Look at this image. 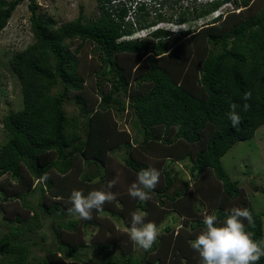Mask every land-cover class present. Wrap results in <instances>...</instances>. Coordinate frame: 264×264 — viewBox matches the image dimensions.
I'll use <instances>...</instances> for the list:
<instances>
[{"label":"trees","instance_id":"16d2710c","mask_svg":"<svg viewBox=\"0 0 264 264\" xmlns=\"http://www.w3.org/2000/svg\"><path fill=\"white\" fill-rule=\"evenodd\" d=\"M26 1L33 43L10 61L21 84L24 107L3 120L8 140L0 150V179L10 175L22 186L15 199L34 215L23 218L19 213L14 219L4 218L6 225L12 226L0 236V264H35L30 260L31 247L37 245L34 236L41 226V213L52 219L58 247L46 250L39 264H67V260L72 264H199V254L190 247V241L204 228L203 220L195 219L200 213L192 204L199 201L195 194L202 199L200 205H206L209 214L217 215L220 221L232 207L248 209L254 225L244 220L246 230L253 239H264V215L255 212L222 160L234 145L253 139L264 126V9L254 15L246 9L244 19L236 17L233 26L224 23L227 15L199 31L176 35L172 29H161L154 34L157 38L120 41L132 35L134 28L130 24L123 28L127 11L123 8L117 13L113 6L108 7L112 0H99L101 17L97 21L87 22L80 14L61 25L40 11L39 0H1L0 37L17 7ZM248 2L234 0L236 7ZM222 5L215 2L194 14L183 13L176 23L188 22L190 15L202 19ZM145 10L142 7L139 14L141 28H150L154 23L147 20ZM167 32L172 34L169 40L164 38ZM76 41L80 43L74 48ZM87 43L103 57L98 78L100 75L112 87L103 94L98 83L101 101L96 107L79 95L87 86L80 71V55ZM123 55H129L130 62L123 59L121 67ZM246 92L252 94L247 101L243 99ZM128 94L140 140L132 141L128 132L123 134L125 139L116 138L110 112L118 106L125 110ZM66 101L81 107L85 126L77 117L67 116ZM233 103L240 106L236 109L241 117L237 127L227 116ZM245 103L250 105L247 111ZM118 144L127 149V156L117 164L123 171L122 182L110 164ZM181 163L190 166L189 174L195 180L192 184L181 176L183 172L177 168ZM149 167L159 171V184L146 190L151 198L141 202L129 196L128 188L136 182L137 174ZM25 170L30 176L27 181ZM177 178L182 186L177 185ZM112 180H117L110 189L117 194L114 201L94 210L96 216L91 220L69 219L67 208L71 204L61 197L69 200L74 189L85 195L92 190H109ZM35 193L42 197L36 207L29 201ZM48 195L49 200H45ZM8 198L6 194L4 201ZM134 211L147 213L145 222L157 226L175 211L190 221L189 228L176 233L167 226L165 235L157 238L150 250H133L132 243L128 247L121 236L113 235L116 227L103 225L100 218L107 213L112 219H122L130 229ZM82 221L84 229L98 227L97 243L89 245L80 239L77 231ZM88 250L95 251L99 259H89ZM257 264H264V257Z\"/></svg>","mask_w":264,"mask_h":264},{"label":"rangeland","instance_id":"374dc122","mask_svg":"<svg viewBox=\"0 0 264 264\" xmlns=\"http://www.w3.org/2000/svg\"><path fill=\"white\" fill-rule=\"evenodd\" d=\"M6 1L9 2L12 0ZM28 5L29 2L26 1L17 7L7 27L2 32V35L0 37V150L1 147L8 140V136L3 127V120L5 116L18 112L24 107L21 84L11 68L10 61L14 54L25 50L30 44L33 43V34L30 31L29 22L31 13L28 9ZM38 5L41 12L53 16V19L55 21H58L60 25L74 21L80 16V14H83L85 21L87 22L97 21L101 17L99 11V0H39ZM236 6L234 0H231V6L225 5L223 8L220 9V13H224V15L231 13V15L229 14V17L226 20L223 17V20H225L224 23H229V26H233L235 23H237L236 17H240V20L242 21L245 16L246 9H249L250 13L253 15L261 12L264 9V0H249L247 5H240L238 7ZM235 10H243L241 13L242 15H237L238 13H236ZM176 13L178 17L182 15L178 14L179 11L175 12V14H171L170 12L168 14V18L175 17ZM187 15L188 14H186V16ZM146 18L148 21H151V25L152 22L154 23L152 26L156 25L157 22H161V19L157 21L156 17L154 19H152L150 16ZM189 18L190 20H188V22H182L185 25L184 28H189V30L192 31H199L200 29L204 28L206 24H208L212 20L213 17L212 15H209L203 17L202 19H198L195 18L194 15H190ZM142 19L143 18H141L140 15L136 17V25L138 27V31L149 28H141ZM170 20L173 21L172 19ZM179 24L180 23H178V25ZM171 28L173 30H180V27L177 26H171ZM229 28L230 27H228V29ZM151 32L152 31H148L146 33L148 37L145 39L157 38L156 36H154L155 33L151 34ZM172 34L180 35L179 33ZM172 34L167 32V34L164 35V38L166 40H169L170 37H172ZM79 43V41H76L74 43V48ZM94 47L95 46L93 44L87 43L80 55V71L81 74L85 77V80H87V86L85 90H83V92H81V94L79 95L89 101L90 106L93 105L94 107H96L101 101V93H99L98 91V83L101 84L104 89L102 92L103 94L109 93L112 87L111 84L107 82V80L102 78L100 75L98 78L97 72L100 71L102 68L103 57L97 50H95ZM205 55L206 53L204 54V56ZM123 59L125 61L130 62V56L123 55L120 58L119 63L121 67H123ZM129 103L130 94H128L125 98V110H123L121 106H118L114 107L110 112L114 120L113 126L117 129V131H115L117 135L116 138L121 139L123 137L125 139L126 135L123 134L128 132L132 141L134 139L140 140L141 135L140 133H138V127H136L135 119L132 116L131 110L128 107ZM64 108L68 117H77L79 123L82 126H85L87 119L85 116L82 115L80 106L76 105L73 101H66ZM134 145L136 144L134 143ZM115 146L120 147L114 149V157H112V159L110 160V164L112 167H114L113 170L116 172L117 177H119V181L122 182L123 171L121 167L117 164L119 163V161L122 160L123 157L127 156V149L121 147V144ZM222 160L227 173L230 175L231 179L233 181L238 182L239 186L244 190V193L246 194L247 198L250 199V202L252 203L255 212L264 215V126L258 129L253 139L244 142H239L234 145V147L225 155ZM163 165L164 162H162V166ZM177 168L178 170L183 172L181 176L189 180L191 184L195 181L192 175L189 174V165L181 163L177 165ZM25 172L26 170L24 171V178L27 181L30 176H28ZM180 179L181 178H177L178 186H182V184L180 183ZM210 183H213V181L208 182V184ZM21 187L22 186L18 185L17 181L13 180L10 175L0 179V236L8 233L9 226H12V224H8L7 226L4 222V218L9 217L11 219H14L19 213L20 215H22L23 218L34 215L33 211L27 210L24 206H22L21 202L15 199V196L17 195ZM126 187L127 186L125 185L123 188L127 190ZM6 194L7 196H9V198L7 201H4V197ZM194 196L195 198H198L199 201L196 202V200L192 204L197 205V209H200V213H198V217H196L195 219L198 220L200 218L203 220V214L205 210H207V206L205 205V207L200 205L202 199L197 194H195ZM41 198L42 197L40 193H35L29 198V201L33 204V206L36 207V205L39 204ZM49 198L50 195H48L45 200H49ZM61 200L64 202H69V200H65L64 197H61ZM93 215L96 216V212H94V210L92 212V216ZM69 217L68 218L70 220L79 219L77 216L74 215H71ZM100 219L102 220L103 225L107 224L110 225L112 228L116 227V230L112 228H110V230H115L113 235L121 236L125 243L127 242L128 247H131V243L133 250L138 247L130 240L129 229L122 219H118L117 217L114 219H108L107 216H104ZM39 222L41 226L34 236L36 238L37 245L31 247L32 253L30 256V260L35 264H39L42 259L46 257V250L50 248L56 249L58 247L57 242L55 241V238L52 233V219L44 218L41 213ZM187 222L190 221L184 219L175 211H173L170 216H168L159 226H157L159 229L158 238L165 235V227L171 226V228L174 229L176 233H178L181 229L185 228L186 226L189 228ZM83 223L84 221L80 223L79 229L77 231V234L78 236H80V239L89 245L94 242L97 243L98 241L94 237L99 231L98 227L96 228L95 226H90L87 229H84ZM15 225L17 227H22L18 224ZM116 232H118L119 234H117ZM43 238L47 239L44 240ZM105 238L107 239V237ZM100 240L103 241L102 239ZM125 243H121V245L126 247L127 245ZM87 254L89 256V259H92V261H96L97 259H99L95 251L93 250H88ZM199 260V264H201V259ZM67 264L72 263L70 260H67Z\"/></svg>","mask_w":264,"mask_h":264},{"label":"clouds","instance_id":"9594fccd","mask_svg":"<svg viewBox=\"0 0 264 264\" xmlns=\"http://www.w3.org/2000/svg\"><path fill=\"white\" fill-rule=\"evenodd\" d=\"M220 9L221 7L211 14L213 17L211 21L230 14L224 15V13H220ZM179 27H183V29L173 30L167 26L165 30L172 29L174 33L189 31V28H184L183 23H180ZM157 31L159 30L153 31L151 34ZM251 97V92H246L243 95L245 101L250 100ZM238 107L240 106L235 103L231 104L227 113L233 127H237L241 123V117L236 111ZM249 107L250 105L247 103L243 105L245 111ZM176 130L179 131V126H176ZM159 178L160 173L156 168L142 169L137 174L136 182L128 188L129 196L141 202H147L151 197L146 190H154L159 184ZM116 183L117 180L109 181L107 185L109 190H92L87 195L81 190L74 189L69 197L71 207L67 208L68 214L83 220H91L93 210L100 211L105 203L116 199L117 194L110 191ZM146 216L145 212L134 211L131 213L129 238L136 246L148 251L156 242L159 229L155 223L145 222ZM244 220L248 222V225H254L253 216L246 208L232 207L226 210L225 218L222 221L218 219L217 215L209 214L205 210L203 214L204 228L194 240L190 241V247L199 254L201 264H257L261 257H264V239L259 241L253 239V234L246 230Z\"/></svg>","mask_w":264,"mask_h":264},{"label":"built area","instance_id":"2783aa9c","mask_svg":"<svg viewBox=\"0 0 264 264\" xmlns=\"http://www.w3.org/2000/svg\"><path fill=\"white\" fill-rule=\"evenodd\" d=\"M215 2H223V7L225 5L231 6V1L226 2V0H112L111 3L107 4V6H113V8L117 10V13H119L123 8L126 9L127 15L124 18L123 28H126L127 24H130L134 28V33L129 36H124L120 41H133L146 38L148 36L146 34L148 31L153 32L156 30L165 29L167 26L179 27V25L174 24L179 20L177 13L176 16L173 17V21H171V18H168V14L170 12L171 14H175V12L179 11V15L183 13L194 14L196 12L195 10L200 11ZM142 7L146 8L144 13H149V16L152 19L156 17L157 21L161 19V22H157L156 25L145 30L138 31L136 17L141 13L140 10ZM235 11L237 12L239 10Z\"/></svg>","mask_w":264,"mask_h":264},{"label":"crops","instance_id":"0c3cea01","mask_svg":"<svg viewBox=\"0 0 264 264\" xmlns=\"http://www.w3.org/2000/svg\"><path fill=\"white\" fill-rule=\"evenodd\" d=\"M104 216H107V213L104 215ZM107 217H109V216H107ZM198 217V216H197ZM111 217H109V219H110ZM112 219V218H111ZM199 234V233H198Z\"/></svg>","mask_w":264,"mask_h":264},{"label":"bare ground","instance_id":"6f19581e","mask_svg":"<svg viewBox=\"0 0 264 264\" xmlns=\"http://www.w3.org/2000/svg\"><path fill=\"white\" fill-rule=\"evenodd\" d=\"M91 263V262H90Z\"/></svg>","mask_w":264,"mask_h":264}]
</instances>
